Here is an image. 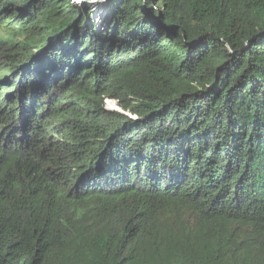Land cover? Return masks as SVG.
<instances>
[{
	"label": "trees",
	"instance_id": "1",
	"mask_svg": "<svg viewBox=\"0 0 264 264\" xmlns=\"http://www.w3.org/2000/svg\"><path fill=\"white\" fill-rule=\"evenodd\" d=\"M78 2L0 0V264H264V0Z\"/></svg>",
	"mask_w": 264,
	"mask_h": 264
},
{
	"label": "rangeland",
	"instance_id": "2",
	"mask_svg": "<svg viewBox=\"0 0 264 264\" xmlns=\"http://www.w3.org/2000/svg\"><path fill=\"white\" fill-rule=\"evenodd\" d=\"M74 2H76V3H79L78 1L79 0H73ZM96 6H99L100 8H103V6L105 5V3H98V4H96V3H94ZM96 18V17H95ZM95 18H94V20H95ZM98 19H101V18H98ZM96 20H97V18H96ZM108 101H110V100H108ZM114 103H109L108 104V106L107 105H104L105 107H106V109H108V110H113V111H117V112H120L121 110H120V107H119V105L117 104V102H115V101H113ZM116 103V104H115ZM116 105H118V107L116 106Z\"/></svg>",
	"mask_w": 264,
	"mask_h": 264
},
{
	"label": "water",
	"instance_id": "3",
	"mask_svg": "<svg viewBox=\"0 0 264 264\" xmlns=\"http://www.w3.org/2000/svg\"><path fill=\"white\" fill-rule=\"evenodd\" d=\"M102 2V1H101Z\"/></svg>",
	"mask_w": 264,
	"mask_h": 264
}]
</instances>
